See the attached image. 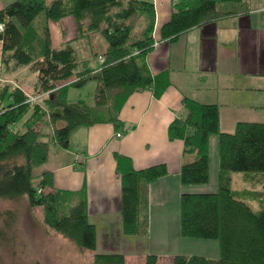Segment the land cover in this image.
Returning <instances> with one entry per match:
<instances>
[{
	"label": "trees",
	"instance_id": "16d2710c",
	"mask_svg": "<svg viewBox=\"0 0 264 264\" xmlns=\"http://www.w3.org/2000/svg\"><path fill=\"white\" fill-rule=\"evenodd\" d=\"M241 3L180 0L161 29V41H175L192 29L231 17ZM227 5L234 10H227ZM41 17L45 33L36 35L32 26ZM67 18L75 20L78 39L102 34L107 48L95 55L103 58L98 69L80 61L71 42L60 49L52 47L48 23ZM155 22L154 6L138 0H16L0 9L2 68L15 74L28 67L37 78L36 101H30L20 85L0 84V203L27 199L31 209L43 210L45 226L82 251L94 252L97 246L86 200L79 193L55 190L51 175L38 176L36 170L46 164L52 145L69 147L74 130L102 121L122 127L118 102L154 82L144 58L154 49ZM138 25L141 33L135 36ZM90 81L98 83L93 109L84 102L69 103V88L79 89ZM183 104L187 114L171 124L169 137L184 141L186 152L197 158L183 165L182 183H209V142L211 135H217L219 190L182 195L180 235L218 241L220 258L177 255L171 258L173 264H264V124L241 123L234 133H222L218 106L189 99ZM46 128L49 132H44ZM126 162L123 165L119 159L117 169L122 182V233L140 237L149 233L148 186L167 171L163 165L138 171ZM236 173L243 174L249 189H233ZM241 194L257 201L259 211L241 200ZM18 220L11 210L0 212V250L15 244ZM159 261L149 255L143 264ZM93 264H126V259L122 254H96Z\"/></svg>",
	"mask_w": 264,
	"mask_h": 264
},
{
	"label": "crops",
	"instance_id": "0c3cea01",
	"mask_svg": "<svg viewBox=\"0 0 264 264\" xmlns=\"http://www.w3.org/2000/svg\"><path fill=\"white\" fill-rule=\"evenodd\" d=\"M14 1H8L0 9ZM138 1L148 2L155 9L154 39L159 46L144 58L154 80L152 86L118 102L121 128L102 121L74 130L69 147L52 145L46 164L36 172L38 176L50 174L55 190L79 193L86 200L89 221L97 230V251L100 245L106 244L113 250L109 254H122L126 258L128 246H137L140 238L122 234L119 159L123 165L128 160L138 171L165 166L167 175L149 185L146 193L149 231L173 229L174 241L183 244L181 197L185 193L194 194L195 189L182 183L180 173L183 165L193 162L197 156L186 152L184 141L171 140L169 128L175 120L185 118L184 100L218 106L222 133H234L241 123L264 124V0H242L235 15L192 29L175 41H161V29L170 22L180 0ZM223 9L224 5L220 7ZM226 9L234 10L228 5ZM48 26L53 48L60 49L71 42L79 57L84 47H91L86 41L89 38L78 39L77 25L72 18L50 22ZM89 67L98 69V58ZM22 68L15 74L4 71L0 43V84L6 82L7 76L23 71ZM93 82L96 93V81L79 89L69 88V103L87 102ZM22 83L17 81L29 95L36 89L37 78L30 88ZM215 141L213 138L214 145ZM146 254L149 255L143 253Z\"/></svg>",
	"mask_w": 264,
	"mask_h": 264
},
{
	"label": "rangeland",
	"instance_id": "374dc122",
	"mask_svg": "<svg viewBox=\"0 0 264 264\" xmlns=\"http://www.w3.org/2000/svg\"><path fill=\"white\" fill-rule=\"evenodd\" d=\"M8 1L10 0H0V6L9 3ZM43 20V17L37 19L32 26L33 32H36V35L45 33ZM59 28L62 34V27ZM140 33L141 26L138 25L135 29V36H140ZM86 41L91 44V47H84L82 53L79 55V59L89 61L92 66L95 65V55L103 53L107 48V43L100 32ZM92 53L94 54L93 56ZM22 69L23 71L15 76H7L8 79L6 82H11L16 85L17 81L20 80L23 82V85L30 88L31 83L36 79V74L29 71V69L26 70L27 68L25 67ZM94 86H96L95 82L90 85L93 91H89L91 93V96L88 98L89 100H87V102L85 101L91 108L94 107V97L96 94L94 92ZM35 92V90L32 92L30 91V101L37 100V97L33 95ZM87 93L88 89H86L84 95ZM46 131L47 128L44 132ZM213 138L216 139L215 145L212 143ZM208 154L210 159V181L207 185L194 186L195 193H216L219 190L217 135L210 136ZM234 178L235 182L233 184V189L235 191L241 192L244 188L249 189V183L244 180L243 174L236 173L234 174ZM239 198L251 205L256 212L259 211L260 206L257 201H249L244 198L243 194H241ZM5 210H11L13 213L18 214L19 220L17 223L15 244L0 250L1 264H93L96 254H109L113 251L109 245L106 244L100 245L98 251L96 249L94 252L80 250L73 242L63 239L54 230L45 226L43 222V210L41 208L31 209L27 199L4 201L0 203V212H4ZM149 232V235L132 237L140 238L138 239V247L130 246L128 242L126 243L129 245L126 250L128 254L127 258L125 257L126 264H143L149 255L158 256L160 258L159 264H173L171 258L177 255L203 256L213 260L220 258V245L218 241L194 239L192 242L189 239H185L183 244H181L180 241H174L175 235L173 229L163 232L158 230ZM152 250L154 252H151ZM143 253H149V255L146 254L144 256ZM137 255L143 257L138 258Z\"/></svg>",
	"mask_w": 264,
	"mask_h": 264
},
{
	"label": "built area",
	"instance_id": "2783aa9c",
	"mask_svg": "<svg viewBox=\"0 0 264 264\" xmlns=\"http://www.w3.org/2000/svg\"><path fill=\"white\" fill-rule=\"evenodd\" d=\"M3 29H4L3 25H0V32H2ZM158 46H159V42H155L153 47L154 48H157ZM98 62H99V64H102L103 63V58L102 57H99L98 58ZM120 136L121 135L119 134L118 137H120Z\"/></svg>",
	"mask_w": 264,
	"mask_h": 264
}]
</instances>
